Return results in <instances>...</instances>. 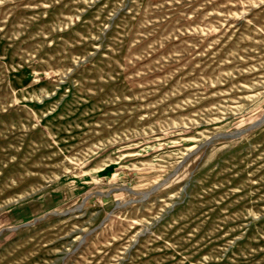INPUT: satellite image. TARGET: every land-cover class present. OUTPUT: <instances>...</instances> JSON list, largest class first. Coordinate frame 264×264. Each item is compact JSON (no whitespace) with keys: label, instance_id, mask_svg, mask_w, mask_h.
I'll return each instance as SVG.
<instances>
[{"label":"rangeland","instance_id":"obj_1","mask_svg":"<svg viewBox=\"0 0 264 264\" xmlns=\"http://www.w3.org/2000/svg\"><path fill=\"white\" fill-rule=\"evenodd\" d=\"M0 264H264V0H0Z\"/></svg>","mask_w":264,"mask_h":264},{"label":"water","instance_id":"obj_2","mask_svg":"<svg viewBox=\"0 0 264 264\" xmlns=\"http://www.w3.org/2000/svg\"><path fill=\"white\" fill-rule=\"evenodd\" d=\"M259 121H260V120H257L256 122L252 123L251 125H255V124L259 123ZM217 135H223V133H219V134H217ZM207 141H208V139L205 140V142H207ZM156 185H157V184L153 185V186L150 188V190L153 189V188H155ZM146 194H147V192H145V193L143 194V196H145Z\"/></svg>","mask_w":264,"mask_h":264}]
</instances>
